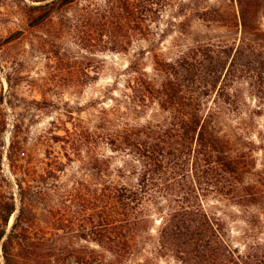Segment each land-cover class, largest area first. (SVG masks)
I'll use <instances>...</instances> for the list:
<instances>
[{
    "label": "trees",
    "instance_id": "16d2710c",
    "mask_svg": "<svg viewBox=\"0 0 264 264\" xmlns=\"http://www.w3.org/2000/svg\"><path fill=\"white\" fill-rule=\"evenodd\" d=\"M32 1L38 4L29 10H53L73 0ZM143 1L102 0L85 14L88 27L102 30V51H126L134 39L149 42L121 70L126 78L117 94L118 80L104 85L102 103H110L102 105V126L80 137L65 129L58 137L69 159L81 145L102 142V153L86 162L102 173L100 181L48 182L64 171L58 155L30 175L17 157L20 146L10 141V166L22 171L14 178L19 206L8 231L17 204L0 183L4 264H163L167 258L264 264L258 236L264 232V163L259 168L256 156L258 147L264 153V124L257 119L264 115V0L181 1L171 18L183 19H168L161 29V36L178 32L166 52L157 49L155 29L160 11L174 1L150 0V8ZM191 17L204 29H194ZM1 180L10 183L4 175ZM208 198L242 213L258 209L255 218L243 219L242 241H234ZM71 214L80 220L76 227ZM77 236L90 242L89 236L98 248L73 241Z\"/></svg>",
    "mask_w": 264,
    "mask_h": 264
},
{
    "label": "rangeland",
    "instance_id": "374dc122",
    "mask_svg": "<svg viewBox=\"0 0 264 264\" xmlns=\"http://www.w3.org/2000/svg\"><path fill=\"white\" fill-rule=\"evenodd\" d=\"M149 1L144 0L143 5L150 8ZM173 1L171 7L160 11L159 28L155 29L157 23L152 24V29L159 32L156 35L157 49L164 52L174 44L178 32L170 30L161 36V29L166 27L168 19H183V16L173 19L171 15H177L180 2L188 0ZM219 1L208 0V3L217 4ZM28 4L38 3L32 0H0V183L3 191L15 195L17 209L19 200L14 178L19 177L22 170L10 166L7 158L10 141L14 139L20 146L17 157L23 169H29L30 175H36L35 171L41 169L44 162L58 155L65 165L64 171H58L56 179L49 178L48 182L73 184L79 180L95 185L102 173L91 169L86 162L88 155L102 153V142L97 140L93 146L81 145L69 159L64 156V143L58 137L66 134L65 129L80 137L101 127L102 105L110 103L109 100L102 103L105 100L102 98L104 85L118 80V90L114 91L117 94L126 78L120 74L121 70L133 52L149 48L147 40L134 39L126 51H102V30L88 27L85 21L86 12L102 5V0H73L53 10H29ZM142 12L147 19L153 15L147 9ZM189 20L194 29H204L199 20L192 17ZM147 23L151 24V21ZM87 39L94 45L89 46ZM257 119L264 124V115ZM251 136L259 139L256 130ZM256 156L257 165L261 168L264 153L259 147ZM116 161L118 158L114 163ZM2 175L10 183L2 182ZM207 201L208 207L225 219L235 242L241 240L239 230L246 227L243 219L255 218L258 212L257 208L250 207L242 213L233 205H224L214 198ZM72 209L79 210L80 206L75 203ZM10 217L7 231L13 223H9ZM68 220L75 227L80 223L76 214L69 215ZM158 223L156 219L155 225ZM258 236L264 240V232ZM86 238L90 242L78 236L73 241L91 243L98 248L95 241L89 236ZM241 244L238 246L242 248ZM0 263L4 264L1 251ZM163 264L179 263L167 258Z\"/></svg>",
    "mask_w": 264,
    "mask_h": 264
},
{
    "label": "bare ground",
    "instance_id": "6f19581e",
    "mask_svg": "<svg viewBox=\"0 0 264 264\" xmlns=\"http://www.w3.org/2000/svg\"><path fill=\"white\" fill-rule=\"evenodd\" d=\"M15 214H16V213H13L12 216L10 217V221H9L10 224L13 222L14 217H15Z\"/></svg>",
    "mask_w": 264,
    "mask_h": 264
},
{
    "label": "water",
    "instance_id": "95a60500",
    "mask_svg": "<svg viewBox=\"0 0 264 264\" xmlns=\"http://www.w3.org/2000/svg\"><path fill=\"white\" fill-rule=\"evenodd\" d=\"M18 211V209L16 210V212ZM15 213V212H14Z\"/></svg>",
    "mask_w": 264,
    "mask_h": 264
}]
</instances>
